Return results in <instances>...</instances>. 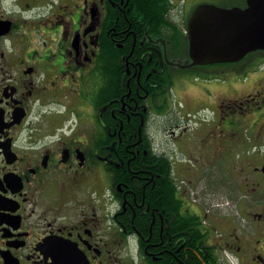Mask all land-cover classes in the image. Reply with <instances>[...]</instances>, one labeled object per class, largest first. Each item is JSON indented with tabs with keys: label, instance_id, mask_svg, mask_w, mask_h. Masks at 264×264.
Instances as JSON below:
<instances>
[{
	"label": "flooded vegetation",
	"instance_id": "obj_1",
	"mask_svg": "<svg viewBox=\"0 0 264 264\" xmlns=\"http://www.w3.org/2000/svg\"><path fill=\"white\" fill-rule=\"evenodd\" d=\"M133 7L132 0H0V264H264V153L245 160L249 175L232 184L225 205L188 196L177 168L189 162L184 151H194L188 144L204 123L170 131L182 161L168 144L158 148L152 121L171 118L168 79L174 85L179 70ZM214 66L184 69L210 74ZM201 86L195 104L212 108L205 121L218 122L205 134L213 142H238L239 110L253 111V130L258 123L264 139L256 94L219 104L216 82ZM167 179L177 226L181 194L203 217L201 235L172 232L150 201Z\"/></svg>",
	"mask_w": 264,
	"mask_h": 264
},
{
	"label": "rangeland",
	"instance_id": "obj_2",
	"mask_svg": "<svg viewBox=\"0 0 264 264\" xmlns=\"http://www.w3.org/2000/svg\"><path fill=\"white\" fill-rule=\"evenodd\" d=\"M172 2L173 7L170 9L168 15L180 26V28L184 29L185 27L182 22L184 14L186 12L188 13L192 7L199 3H214L221 7H230L241 5L243 0H172ZM184 60L183 58L182 62ZM223 69L216 67L210 74L195 73V75H188V71H177L179 77H175L174 85L169 90V101L172 107L171 118L156 117L152 121L151 133L153 134L155 143L158 148H164V145L168 144L167 149L171 154L174 148L176 162L182 161L185 155L179 153V151L181 152L180 144L177 142H174L173 145L171 144L172 141L169 136L171 133L170 131L174 130L176 134L177 124L178 126L180 124L182 127H186L187 133H189L192 130L190 128H196L200 122L204 123L196 144L193 142H189L191 144H188L189 148H192L195 152L188 149L184 151L187 155V161L189 160V162H182L177 168L178 182L184 189H188L189 192H191V188H194L195 197H197V200L200 202L203 200L204 206H206V203L211 204L212 202L219 203L220 206L225 205V195L235 192L230 190L233 186L232 184L237 181H243L246 176L249 175L247 171H242V167L246 168L247 165L245 160H248L249 156L252 157L255 155L256 152L264 153L263 130H258V123L253 130V120L255 118L253 111H247L245 113L239 110L238 120L241 122V125L236 130V140H238V142H232V144H228V147L227 142L219 140L217 144L213 142L209 134H205L208 129L216 126L218 121L213 120L214 125H210L205 120L209 117L212 108L208 107L209 111L208 109H203L202 104H195L194 96H196L197 93L203 92L201 84H206L212 80L216 82V88L218 89L215 90V97L219 104L224 102L222 101L223 97L228 100V98L234 99L239 96L245 97L249 94L252 96L256 94L257 98L254 101L256 103L262 101L260 105L255 104L258 114L261 115L264 111V86L260 85V77H264V70L251 71L245 75L234 76L228 74V72H223ZM209 76L212 79H207ZM229 79L233 83L231 87L226 86V82ZM184 80H188L189 83H185L186 86L182 87V85H185L183 83ZM261 89L263 91L262 94ZM223 108L226 111L225 107H222V109ZM219 110L222 114L223 110H221V108H219ZM245 115L248 117L249 122L246 117V120L242 119ZM260 119L264 118L261 117ZM261 129H263V127ZM216 131L218 135L219 133H223V131L220 132L217 127ZM188 163H193L197 166V174L192 175L188 172V167L184 165ZM189 178L194 180L190 183L192 187L187 186V184H189ZM227 206L229 207L230 205Z\"/></svg>",
	"mask_w": 264,
	"mask_h": 264
},
{
	"label": "water",
	"instance_id": "obj_3",
	"mask_svg": "<svg viewBox=\"0 0 264 264\" xmlns=\"http://www.w3.org/2000/svg\"><path fill=\"white\" fill-rule=\"evenodd\" d=\"M245 1L244 7L195 5L185 22L190 62L177 66L236 62L248 52L264 50V0Z\"/></svg>",
	"mask_w": 264,
	"mask_h": 264
},
{
	"label": "trees",
	"instance_id": "obj_4",
	"mask_svg": "<svg viewBox=\"0 0 264 264\" xmlns=\"http://www.w3.org/2000/svg\"><path fill=\"white\" fill-rule=\"evenodd\" d=\"M172 0H132L133 11L136 14L137 20L141 18L145 27L147 28V34L149 37H162L166 43V56L167 59H171L182 62L184 56L187 53V37L184 31L178 24L169 17V11L173 7ZM191 11H188L187 15ZM140 16V17H139ZM166 59V60H167ZM260 64H264V51L258 50L254 52L247 53V56L237 63H226V64H216L214 67H219L224 69L223 72H236L241 75L247 74L249 71H253L259 68ZM167 68L169 71L172 69L168 63ZM234 70H231V69ZM181 72L188 71L187 69L176 68ZM226 70V71H225ZM213 77V76H212ZM169 88L173 85V79L169 75ZM162 112V110L160 111ZM158 158L163 164L166 162L164 156L159 155ZM148 163H152L148 159ZM159 162V163H160ZM168 179L163 180V182H158L157 185L151 190L152 195L149 199L152 203H156L159 208L163 210V214L167 217L169 221L168 228L172 232H175V228L179 226L182 230L183 235L191 236V234L201 235V226L203 224L202 215L198 214L195 210H189L187 208V203L184 197L180 194L178 205L180 208L179 222H177L173 217V209L169 206L172 203L171 190L168 187ZM147 192H150L149 188ZM169 190V191H168ZM158 192V193H157ZM157 193V194H156ZM150 194V193H149ZM187 264H196L195 261H187Z\"/></svg>",
	"mask_w": 264,
	"mask_h": 264
}]
</instances>
